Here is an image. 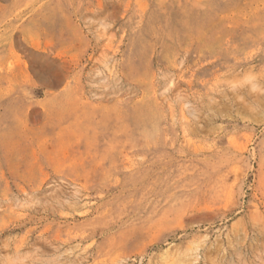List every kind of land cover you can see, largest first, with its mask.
I'll list each match as a JSON object with an SVG mask.
<instances>
[{"label":"rangeland","instance_id":"1","mask_svg":"<svg viewBox=\"0 0 264 264\" xmlns=\"http://www.w3.org/2000/svg\"><path fill=\"white\" fill-rule=\"evenodd\" d=\"M0 264H264V0H0Z\"/></svg>","mask_w":264,"mask_h":264}]
</instances>
